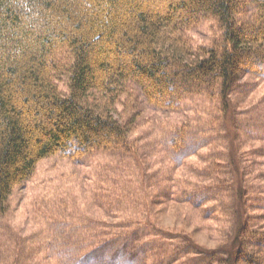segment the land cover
Returning <instances> with one entry per match:
<instances>
[{
    "label": "trees",
    "instance_id": "trees-1",
    "mask_svg": "<svg viewBox=\"0 0 264 264\" xmlns=\"http://www.w3.org/2000/svg\"><path fill=\"white\" fill-rule=\"evenodd\" d=\"M207 18L218 36L197 47L189 33ZM246 75L264 77V0H0V214L41 160L113 153L132 161L144 190L168 194L156 193L134 223L111 213L109 227L122 225L123 233L107 245L112 240L141 264H264V194L247 183L252 167L237 143L224 160L217 151L203 157L207 164L190 168L188 181L178 175L182 160L171 169L176 177L149 173L134 136L140 99L177 111L182 101L203 97L227 129L232 89ZM190 126L177 127L170 142L174 152L188 144L186 159L201 147L189 150L200 137ZM259 196L261 206H247L259 205ZM168 206L217 226L221 241L202 248L187 232L160 229L149 215Z\"/></svg>",
    "mask_w": 264,
    "mask_h": 264
},
{
    "label": "rangeland",
    "instance_id": "rangeland-1",
    "mask_svg": "<svg viewBox=\"0 0 264 264\" xmlns=\"http://www.w3.org/2000/svg\"><path fill=\"white\" fill-rule=\"evenodd\" d=\"M218 30L214 20L207 18L189 36L195 46H209ZM231 102L233 120L224 129L214 104L203 97L182 101L177 111L155 109L140 99V126L134 136L141 139L139 155L147 163L148 172L161 169L163 176H175L171 169L182 160L187 166L178 175L194 181L190 168H204L207 162L203 157L214 151L224 160L234 151L229 145L237 143L252 167L247 183L254 193L263 195L264 165L259 164L264 163V77L246 75L232 89ZM186 122L200 135L189 150L196 144L201 146L189 159L188 144L180 152L170 149L173 131ZM142 177L131 160L113 153L97 152L76 160L56 154L41 160L32 177L12 192L7 209L0 214V264H96L93 258L101 256L105 258L102 264H141L137 259L129 261L127 253L117 252L120 246L112 240L107 243L110 235L116 238L122 232L121 223L120 227H109L111 213L122 211V217H126L122 224L134 223L156 193L162 197L168 194L163 187L144 190ZM206 184L201 182L199 186ZM255 203L259 205L248 202L247 206H261V196ZM179 207L168 206L163 213L156 207L149 220L160 229H168L172 236L187 232L200 247L215 248L221 241L217 239V226L213 228L187 207ZM174 242L179 248L186 245L184 241Z\"/></svg>",
    "mask_w": 264,
    "mask_h": 264
}]
</instances>
